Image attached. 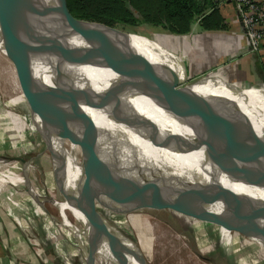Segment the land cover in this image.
I'll return each mask as SVG.
<instances>
[{"label":"bare ground","instance_id":"bare-ground-1","mask_svg":"<svg viewBox=\"0 0 264 264\" xmlns=\"http://www.w3.org/2000/svg\"><path fill=\"white\" fill-rule=\"evenodd\" d=\"M70 29H76L79 33L82 32L73 26L63 28L74 45ZM100 36L113 45L117 44V46L102 50V55H98V51L84 52L97 56L101 69L80 66L78 70L82 76L91 81L110 80L125 84H134L145 78L144 72L134 64L132 53L126 43L116 41L107 35ZM25 39H27L26 32L18 27L8 14L0 8V58H7L11 62L9 56L13 55L14 63L11 62L13 68H16L15 64L17 63L22 64L24 70L21 73L24 76L22 86L18 82V72L15 69L16 88H19V95L17 98L15 97L16 99H11L7 102V111L0 113V120L2 121L0 124L3 125L9 143L14 148L13 155L19 156L25 153L26 146L23 138L26 139V137L32 138L35 136V144L43 143L48 149L50 161L53 165L55 184L58 186L59 193L67 202L64 203L62 201V204L54 203L55 206L53 205V207L61 213H65L66 210L70 212V215L84 232L89 229L92 214L81 211L79 207L88 204V202L91 205H96V200L94 194L88 196L89 201L79 198L77 186L81 181L86 182L89 187H94L95 190L100 188L104 196H107L111 190L129 194L131 189L141 188L144 181H151L157 184H161L164 181L184 193L181 188L158 176L147 163V156L126 142L124 144L131 146L142 156L144 167L135 166L141 159L139 156L131 158L126 153L127 148H124L125 145L121 147L122 153L119 152L121 158L106 147L101 149V151L97 150L99 154L101 152V157L105 160L103 165L101 164V167L98 168L96 166L95 168L91 167L85 178L81 167L82 161L76 155V136L84 125L79 124L68 116L58 103V100L52 96L48 89L44 67L40 60L34 57L32 48L23 42ZM147 43L151 42L145 41L141 37L132 39V46L139 54L166 68L167 80L171 85L177 82H184L187 78V71L181 57L161 46L155 45L151 47ZM110 58H115L116 64L108 62ZM118 67L120 68L115 70ZM195 88L199 93L218 94L234 100L250 116L253 125L262 130V127L259 126L260 121L264 122V89L262 87H252L249 90L246 89L247 87H239L247 90L242 93H229L221 88L217 89L211 86ZM227 89L231 90L229 87ZM151 104L147 100V111L157 120L173 122L178 135V143H184L187 154L180 155L172 151L174 153L173 156L167 155L154 148L148 142L139 139L142 144L138 145L149 155L159 159H174L178 164L184 166L185 170L194 174L205 175L209 178H222L228 187L235 188L256 198H264L263 190L234 184L221 175L222 171L228 170L253 171L231 142L228 131L221 121L201 113L174 121L170 117L157 116ZM18 105H22L26 112L21 111V109L19 111L12 109ZM120 126L122 127V125ZM68 128H70V131ZM262 131L264 132V130ZM101 140H104V138L102 137ZM116 147L118 148V146ZM107 151L110 153H107ZM26 169L28 173L31 170L33 171L31 167ZM123 171L124 175L116 173ZM22 174L23 168L19 163L3 164L0 162V196L7 203V208L10 212L11 207L13 205L16 206L18 202L7 193L6 189L8 187L16 189L19 193L24 192V199H29L36 205V208L40 205L30 197L26 188H24L25 181L22 178ZM260 178L264 182V177L260 176ZM30 180L32 179L30 178ZM31 182L33 183V181H30L29 191L43 198L47 196L45 192L33 187ZM186 197H184L183 201L175 200V202L189 207L188 203H186L188 201ZM203 208L206 213V220H203L202 225H199L200 228L196 227V225L193 227L194 229L198 228L202 234L210 230L217 235V239L220 237L225 244H231L230 246H236L237 241H241L242 246L240 249H250V257L257 259V261L254 260L250 264H259V259H264V212L257 213L247 208L237 197H225L216 204L203 206ZM60 218L61 220L58 224H60L61 230L66 232L67 238L76 246L82 256L83 264H87L89 259L87 239L73 228L74 225L69 223L65 217L61 215ZM188 218L189 216L185 213L183 219L186 220ZM212 218L215 222L210 221ZM99 219L100 224L93 231L99 245L95 264H145L134 243L125 234L114 228L103 215L100 214ZM118 225L126 229V225L120 221ZM203 246L199 247V252L207 253L209 250ZM236 247L239 248V246ZM236 247L233 250L231 248L232 253L234 249L236 250Z\"/></svg>","mask_w":264,"mask_h":264},{"label":"water","instance_id":"water-1","mask_svg":"<svg viewBox=\"0 0 264 264\" xmlns=\"http://www.w3.org/2000/svg\"><path fill=\"white\" fill-rule=\"evenodd\" d=\"M59 1L61 0H54L48 5L38 0H0V8L8 14L18 27L26 32L27 39L23 40V42L32 48L34 57L40 60L46 70L48 89L54 98L70 102L84 114L83 108L97 110L108 116L113 122L128 128L135 136L142 141L148 142L154 148L170 150L180 155L187 154L184 143H165L166 132L162 131L160 125L156 124L154 120L141 113L136 105L131 102L132 100L144 97L174 121L197 113L218 119L226 127L235 148L253 169L252 172L239 170L222 171L221 175L234 184H241L245 187L264 191V182L260 178V176L264 177V132L253 125L250 116L234 100L223 95L199 93L195 90V87L211 86L217 89L221 88L229 93H242L247 90H243L213 75L202 77L195 83L184 87L180 86V82L171 85L167 80V70L163 65L146 58L133 48L132 39L140 38L139 36L101 23L88 22L63 15L53 7V3ZM67 26L76 27L82 33L107 35L116 41L126 43L132 53L134 64L144 72L145 78L134 84L109 83L105 87H103L104 85L95 86L92 81H88V78L86 79L80 74L78 67L86 66L101 69L98 57L86 54L76 48L63 30ZM97 54L102 55V50H98ZM9 59L14 63L13 55L9 56ZM109 60L108 62L116 64L115 58H110ZM15 67L16 72H18V82L23 86L24 76L21 74L24 71L23 66L16 63ZM119 68H115V70ZM227 87L231 90L227 89ZM82 128L96 129L89 124L82 126ZM81 129L76 136V145L87 138L79 137ZM88 135L90 137V133ZM85 157L86 159L82 160V168L83 175L86 178L91 167H101L105 160H101L89 150ZM146 159L150 168L158 176L184 191L182 193L178 189L182 196L176 200L183 201L184 197L187 196L188 201L186 203H188L189 207L176 203L175 200L173 201V204L182 207L181 212L183 215L187 213V216L194 217L195 213L192 204H197L202 207L203 220H206L203 206H212L225 197H237L247 208L257 213L264 212V198H256L235 188L228 187L222 178H209L184 169L175 175L174 171L172 172L174 168L164 165L165 163H162L160 159H157V161L155 157H151L148 154ZM0 162L3 164L19 163L23 168V178L27 193L33 200L42 204L43 198L29 191L30 181L26 169L30 167L29 162L22 157L14 155L0 156ZM100 172L102 173V171ZM144 182L141 188L131 189L129 194L111 190L107 196L111 195L113 191H117L122 197H130L132 191L139 192L142 189ZM80 184L81 186L77 192L79 198L84 201H89L88 196L90 194L95 195L96 202H99L100 196L107 197L103 195L100 188L95 190L94 187H89L84 181H81ZM50 202L62 204V201L54 202L51 199ZM63 202H66L64 198ZM79 209L92 214L89 229L83 232L75 225L73 228L88 241L89 259L87 264H95L99 245L93 231L100 224V213L96 210L95 205H91L89 202L79 207ZM210 221L213 222L214 219L212 218Z\"/></svg>","mask_w":264,"mask_h":264},{"label":"rangeland","instance_id":"rangeland-1","mask_svg":"<svg viewBox=\"0 0 264 264\" xmlns=\"http://www.w3.org/2000/svg\"><path fill=\"white\" fill-rule=\"evenodd\" d=\"M194 26L197 25L193 24V27ZM230 27L232 28L231 24ZM116 28L127 33L136 34L143 38V40L160 46L158 43V36L161 29L159 27L142 24L134 28ZM70 31L71 34H73L75 45V43H77L76 40H78V30L70 29ZM230 31H232V29H230ZM192 32L193 35L198 34L199 29L194 27ZM76 45V48H82L81 44H79L80 48L78 44ZM184 61L186 64V60ZM185 68L187 71V66H185ZM15 69L16 68H13L11 62L7 58H0V113L6 112L8 109L6 108L7 102L11 99H16L19 95V88H16ZM44 72L48 82L45 69ZM199 76H192L191 73L187 71V78L180 86L184 87L195 83L198 79L202 78L201 75ZM92 83L95 84L94 81H92ZM109 83H113V81H107V84ZM262 88L264 89L263 86ZM57 100L65 113L73 120L84 126L89 124L96 128L95 130H91L90 128L81 129L79 137L84 139L87 138L80 141L77 145L76 155L79 160L82 161L86 159L85 156L88 150L92 151L94 155L98 156V158L100 157L102 160L101 152L99 154L98 151L106 147L120 157L119 152L122 153L121 147L125 145L124 148H127L126 153H128L131 158L139 156L141 159L135 166L139 168L144 167L145 164L142 160V156L131 146L129 147V145L127 146L124 144V142H126L124 140L125 138L131 144L128 142L126 143L130 145L134 144L139 146L138 144H142L139 138L128 128L122 126L124 132L123 136H117L115 132L111 130L101 132L99 130V123L102 122V116L100 117V115H97V110L86 108L84 112L88 116L83 119L82 114L84 113L79 108L75 107L70 102ZM12 109L15 111L21 109V111L26 112L22 105L15 106ZM77 112L81 114L78 115ZM1 122L0 120V123ZM94 122L97 124H94ZM113 127L115 129L117 128V126ZM167 127L171 129V124L167 123L162 131L166 132ZM174 127L171 129V131L173 130L172 134L168 135V138L165 136L166 139H164V141L172 144L178 143V135ZM89 133L90 137H88ZM34 137L23 138L26 146L25 153L19 156L28 161L29 166L33 169V171L31 170L28 173V178H31L32 180L30 181H33L31 185L36 187V189L38 188L41 192H45L47 196L44 198L42 197V204L38 205V208H36V205L29 199H25L24 204H22L23 198H25L24 192H20L19 195L16 189L14 193L9 192L14 195L17 201H20L18 204H21V207L23 206V212L21 211L22 214L17 212L16 220L24 228L29 243L35 248L37 255L38 252L41 254L40 260H45L48 264L58 263L55 261V257H58L57 251H62L65 253L69 264H82L81 257L74 251V246L67 242L66 232L61 230L58 222L61 220L60 216L62 215V217H65L69 223H72L77 228L81 229V226L73 219L70 212L66 210L67 212L65 211L63 214L53 207L54 203L50 202V199L54 202H59L63 201V198L55 184V177L53 178L54 170L50 161L49 152L47 151L48 149L45 148L43 143L36 145ZM36 137L38 136L36 135ZM102 137L104 140H101ZM134 145H132L134 148L147 156L148 153L145 150L140 146L137 148ZM116 146H118V148ZM157 150L167 155H174L172 151L158 148ZM13 153L14 148L9 143L3 125L0 124V155L11 156ZM107 153L110 152L107 151ZM155 159L157 160L159 158L155 157ZM160 160L162 163H165L164 165L174 168L173 171L176 174H178L180 170L182 171V169L185 170V167L178 164L174 159ZM116 173L123 174L124 171ZM80 186L81 184H78L77 189H79ZM181 196L182 193L177 188L170 186L164 181L161 182V184L145 181L139 192L132 191L131 196L126 199L117 191H113L111 195L107 197L100 196V200L96 202L95 207L114 228L121 231L134 243L145 264H250V262L252 263L254 260L257 261V259L250 257V249H240L242 246L241 241H237L238 243H236V246H239V248H237L235 245L230 246L231 244H225L220 237L217 239V235L210 230L202 234L198 228L194 229V226L197 225L196 227H199V225L203 223L204 214L202 213V207L197 204H192L195 213L194 217H189L184 220V215L181 212L182 207L173 204V201ZM119 221L126 225V229L118 225ZM61 240L62 242H60ZM201 245H205L203 247H206L209 251L207 253L199 252V247ZM234 247H236V250L234 249L232 253ZM238 249H240V251H238ZM215 252L217 253L215 254ZM60 262L61 263L58 264H65L63 261ZM259 262V264H264V259H259Z\"/></svg>","mask_w":264,"mask_h":264},{"label":"crops","instance_id":"crops-1","mask_svg":"<svg viewBox=\"0 0 264 264\" xmlns=\"http://www.w3.org/2000/svg\"><path fill=\"white\" fill-rule=\"evenodd\" d=\"M219 10L228 26L225 31H203L198 23H193L197 25L194 27L199 29L198 34L195 35H193L192 32L194 29L193 24L190 32L185 35H174L160 28L161 30L158 36L160 42L158 40V43L161 47L181 57L184 63V60H186L185 66H187V71L191 73L192 76H207L213 73L216 74L215 76H218V78H222L237 87H247L246 89L252 86L264 87V53H259L257 55L248 54L247 41L235 17L232 3H223L219 6ZM230 29H232V31H230ZM76 42L75 47L77 46L76 44H81L82 48H80L79 45V50L88 53L98 50H107L117 46V44L113 45L107 42V39L100 35H89L79 33V31L78 40H76ZM147 45L151 47L155 46L154 43H147ZM94 82L95 86L104 85L103 87H105L108 85L107 81ZM113 83L123 82L113 81ZM131 102L136 105L141 113L146 114L150 119L154 120L156 124H159L162 129L165 128L167 123L171 124V129L174 127L173 122L160 121L150 115L147 111L146 98L138 97ZM151 107L156 115L167 116L155 105L151 104ZM85 109L86 108H83L84 111ZM80 114L81 113L78 115ZM97 115H100V117L102 116V122L99 123L101 126H99V130L101 132L111 130L115 132L116 135L123 136L124 132L120 124L113 122L108 116L101 112H97ZM86 116L88 115L82 114L83 119H85ZM94 124L97 123L94 122ZM113 126H117V128L115 129ZM259 126L264 130V122L260 121ZM171 129L167 127V138L168 135L172 134L173 130L171 131ZM124 140L128 142L126 138ZM134 146L137 148L139 147L137 145ZM6 191L7 193H14L15 189L8 187ZM17 194L19 195V192H17ZM10 195L16 200L14 195ZM24 201L25 199L22 201V204H24ZM17 202L20 201L18 200ZM21 211L23 212V206L21 207V204H17L16 206L13 205L11 207V212L8 211L7 203L4 202L0 196V264H48L45 260H40L41 254L38 252L37 255L35 248L29 243L24 228L17 222L16 215L18 213L22 214ZM60 242H62V240ZM67 242L74 246V251L81 257L82 262V256L78 252L76 246L72 244L68 238ZM57 255L58 257H55V261L58 263L63 261L65 264H69L64 252L57 251Z\"/></svg>","mask_w":264,"mask_h":264},{"label":"trees","instance_id":"trees-1","mask_svg":"<svg viewBox=\"0 0 264 264\" xmlns=\"http://www.w3.org/2000/svg\"><path fill=\"white\" fill-rule=\"evenodd\" d=\"M38 1L48 5L53 2ZM53 7L63 15L114 28L145 24L174 35L188 34L195 22L203 31L228 28L212 0H61Z\"/></svg>","mask_w":264,"mask_h":264},{"label":"built area","instance_id":"built-area-1","mask_svg":"<svg viewBox=\"0 0 264 264\" xmlns=\"http://www.w3.org/2000/svg\"><path fill=\"white\" fill-rule=\"evenodd\" d=\"M218 5L232 3L235 17L240 24L248 45V54L264 53V0H212ZM197 23V22H195ZM215 76L210 74L207 76ZM203 77V76H202Z\"/></svg>","mask_w":264,"mask_h":264}]
</instances>
